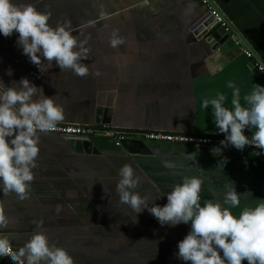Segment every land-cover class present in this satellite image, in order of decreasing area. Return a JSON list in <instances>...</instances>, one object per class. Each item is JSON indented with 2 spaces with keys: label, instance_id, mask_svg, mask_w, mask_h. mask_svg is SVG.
<instances>
[{
  "label": "crops",
  "instance_id": "1",
  "mask_svg": "<svg viewBox=\"0 0 264 264\" xmlns=\"http://www.w3.org/2000/svg\"><path fill=\"white\" fill-rule=\"evenodd\" d=\"M212 1L239 36L231 38L241 41L227 53L206 40L218 24L203 36L195 33L208 14L199 0H14L51 12L52 26L71 20L74 34L88 37V59L82 63L89 74L60 71L54 61L43 59L40 71L22 54L14 32L0 35V79L9 85L27 77L64 108L58 124L97 125L106 133L92 139L98 153L77 152L59 134L39 133L26 198L0 192V215L7 221L0 230L9 231L4 234L13 245L27 242L39 225L74 264H190L175 255L190 223L161 226L146 209L136 214L120 202L115 189L124 164L140 177L135 191L148 197L149 205H164V194L184 175L203 179L201 202L213 196L222 200L224 184L234 182L237 192H246L234 214L264 199V154L256 155L257 149L216 156L196 145L145 141L151 152L135 154L111 136L116 130L133 138L143 131L222 134L211 106L200 107L202 98L221 92L230 107L228 81L239 87L241 97L254 84L264 85V72L257 67H264V0ZM113 31L122 40L115 48L109 44ZM225 157L224 168L217 167ZM164 161L179 167L165 168ZM0 264L9 263L0 257Z\"/></svg>",
  "mask_w": 264,
  "mask_h": 264
},
{
  "label": "clouds",
  "instance_id": "2",
  "mask_svg": "<svg viewBox=\"0 0 264 264\" xmlns=\"http://www.w3.org/2000/svg\"><path fill=\"white\" fill-rule=\"evenodd\" d=\"M50 17L51 12L39 11L33 4L0 0V35L17 33V46L40 71L43 59L54 61L60 71L70 69L77 76L88 75L89 67L82 63L88 59V37L80 39L74 34L71 20L52 26ZM120 43L121 38L113 31L110 46L115 48ZM6 74L12 75L11 68ZM226 87L232 90L230 107L225 106L226 95L221 92L202 98L200 104L202 109L211 106L215 127L224 134L220 144L238 150L254 146L256 155L264 154V85L254 84L243 97L233 81H228ZM63 119L64 108L27 77L9 85L0 79V192L26 198L37 164L39 133L54 130ZM246 129L251 131L250 136L245 135ZM186 157L195 159L192 154ZM222 160L217 167L224 168L227 158ZM163 165L168 169L179 167L173 161H164ZM118 176L115 190L119 200L136 214L146 209L161 226L190 223V230L177 243V259L190 264H264V199L234 214L232 209L241 204L246 193L237 192L234 182L224 184L222 200L213 196L201 202L203 179L184 175L164 194V205H149L148 197L135 191L140 177L131 165H122ZM6 223L0 215V228ZM37 228L19 247L13 246L7 234L0 233V257L7 256L13 264H74L66 249L50 243L39 225Z\"/></svg>",
  "mask_w": 264,
  "mask_h": 264
},
{
  "label": "built area",
  "instance_id": "3",
  "mask_svg": "<svg viewBox=\"0 0 264 264\" xmlns=\"http://www.w3.org/2000/svg\"><path fill=\"white\" fill-rule=\"evenodd\" d=\"M199 1L201 2V4L208 7L209 16H212L218 25L226 26L224 16L210 5L209 0H199ZM226 31L229 32L228 27H226ZM235 44L241 46V41L239 39H236ZM243 51L244 54H246V56L252 57V53L250 50L243 49ZM257 67L260 71L264 72L263 65L257 64ZM48 132L57 133L66 140L92 141L94 137L105 135L106 130L103 127L97 125L59 123L56 125V128L54 130ZM111 136L113 137L116 145H121V141L124 138H133L130 136V134H127V132L120 130L112 131ZM136 139H141L143 141H153V142L185 143L196 146L221 145L220 141L224 139V134L223 133L222 134H216V133L186 134L181 132L143 131L139 134V137H137ZM245 147L250 149H255L254 146H245ZM6 258L11 264H13V262L7 256Z\"/></svg>",
  "mask_w": 264,
  "mask_h": 264
},
{
  "label": "water",
  "instance_id": "4",
  "mask_svg": "<svg viewBox=\"0 0 264 264\" xmlns=\"http://www.w3.org/2000/svg\"><path fill=\"white\" fill-rule=\"evenodd\" d=\"M210 5L217 10L219 9L215 6L212 0H209ZM222 14V13H221ZM225 18V17H224ZM226 26L219 25L210 35L206 37V40L214 49H219L223 53H227L229 49L235 47V41L231 38L232 34L237 38L239 36L236 34L235 29L230 25L229 21L225 19ZM217 25L216 21L212 16L207 14L201 19V24L197 27L195 33H198L200 36L205 35L208 31L212 30ZM226 27L229 28V32L226 31ZM70 145L75 148L77 152H86V153H98L97 147L93 144L92 141H82V140H71ZM121 145L130 153H139V154H149L151 151L149 145L141 140L136 138H124L121 141ZM203 153L208 155L216 156H230L233 152L248 151L250 148H244L243 150H238L232 146L223 147L221 145H198L197 146ZM214 149H220L219 152L214 153ZM1 233H7L8 230H0ZM24 244V243H23ZM21 243H14V247H19L23 245ZM4 259L7 263L11 264L6 256Z\"/></svg>",
  "mask_w": 264,
  "mask_h": 264
}]
</instances>
